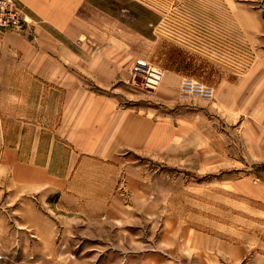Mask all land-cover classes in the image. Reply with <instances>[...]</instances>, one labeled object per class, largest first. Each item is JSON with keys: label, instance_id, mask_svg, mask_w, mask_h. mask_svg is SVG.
Returning a JSON list of instances; mask_svg holds the SVG:
<instances>
[{"label": "rangeland", "instance_id": "1", "mask_svg": "<svg viewBox=\"0 0 264 264\" xmlns=\"http://www.w3.org/2000/svg\"><path fill=\"white\" fill-rule=\"evenodd\" d=\"M81 13L95 55L124 68L95 88L129 106L145 94L139 111L160 129L96 159L73 200L0 163V264H264V0H85ZM16 34L33 39L31 27ZM138 59L148 75L134 73ZM162 77L174 102L155 95ZM55 88L0 79V133L45 131V148L67 100Z\"/></svg>", "mask_w": 264, "mask_h": 264}, {"label": "crops", "instance_id": "2", "mask_svg": "<svg viewBox=\"0 0 264 264\" xmlns=\"http://www.w3.org/2000/svg\"><path fill=\"white\" fill-rule=\"evenodd\" d=\"M17 1L23 6L33 39L4 32L0 39V79L23 75L52 81L57 91L61 87L67 100L62 102L59 116L51 126L54 131L47 132L45 148V131L30 142L26 132H20L16 138L1 132L0 163L5 161L9 179H15L17 172L23 170L18 179L24 183L33 188L66 190L68 199L73 200L76 193L73 185L79 182V176L95 167L96 159L115 157L125 150H140L153 141L151 135L158 132L160 125L150 113L139 111L138 99L145 94L136 93L134 106H129L115 93L107 92L105 86L95 88L97 82L106 85L123 79L124 68L111 57L95 55V42L89 39L91 25L81 13L85 0ZM247 18L250 25L253 17L243 13V21ZM52 33L57 38L50 37ZM170 77L167 81L162 77L161 87L155 92L157 99L160 92L174 102L175 87H171ZM156 139L159 140L155 138L154 144ZM60 148H66L65 155L58 152ZM91 164V168L87 166Z\"/></svg>", "mask_w": 264, "mask_h": 264}, {"label": "built area", "instance_id": "3", "mask_svg": "<svg viewBox=\"0 0 264 264\" xmlns=\"http://www.w3.org/2000/svg\"><path fill=\"white\" fill-rule=\"evenodd\" d=\"M26 18L23 6L19 1L0 0V33L3 31L20 33L24 28L28 29L29 25ZM133 71L135 74L148 75L151 70L146 61L138 59L134 63Z\"/></svg>", "mask_w": 264, "mask_h": 264}]
</instances>
